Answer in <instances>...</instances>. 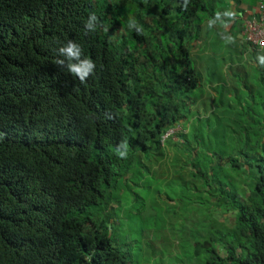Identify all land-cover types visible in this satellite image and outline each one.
Returning <instances> with one entry per match:
<instances>
[{"label": "trees", "instance_id": "trees-1", "mask_svg": "<svg viewBox=\"0 0 264 264\" xmlns=\"http://www.w3.org/2000/svg\"><path fill=\"white\" fill-rule=\"evenodd\" d=\"M214 15L207 0H0V264H127L114 210L163 179L216 210L194 224L196 258L264 264V50L233 44L242 69L204 94ZM68 40L95 64L84 83L55 64Z\"/></svg>", "mask_w": 264, "mask_h": 264}, {"label": "rangeland", "instance_id": "rangeland-1", "mask_svg": "<svg viewBox=\"0 0 264 264\" xmlns=\"http://www.w3.org/2000/svg\"><path fill=\"white\" fill-rule=\"evenodd\" d=\"M207 1L209 6L213 5L210 0ZM207 27L208 30H214V27ZM216 32L221 33L223 29ZM221 35L219 44L214 41L210 46H205L206 50L211 51L207 54L202 51L204 61L200 60L197 65L203 78L204 94L209 93V82L215 76L223 74L231 77L238 71V67L241 68V53L231 50L232 46L226 43L229 40L225 34ZM204 38L205 32L201 41ZM200 92L201 89H197L194 94L199 95ZM155 184L158 187L122 194L123 208L114 210L117 214L113 215L116 221L111 225L112 232L116 244L124 252L127 264H205V256L196 258L194 255L195 241L192 233L199 229L195 223L212 226L211 215L216 210L212 208L208 211L207 206L199 204L196 201L197 193L191 189H182L180 181L163 179ZM215 217L225 222L226 226L234 224L233 214L224 210H218ZM220 254H224V251Z\"/></svg>", "mask_w": 264, "mask_h": 264}, {"label": "clouds", "instance_id": "clouds-1", "mask_svg": "<svg viewBox=\"0 0 264 264\" xmlns=\"http://www.w3.org/2000/svg\"><path fill=\"white\" fill-rule=\"evenodd\" d=\"M220 13H217L219 16ZM225 15L232 16L231 12H226ZM98 17L93 13L89 16L88 20L85 22V30L86 32H95L97 30ZM128 28L135 30L139 35L142 33L143 28L134 19H129ZM240 41L243 45L250 47L247 43L243 41L242 35L240 37ZM254 48V47H253ZM256 49V48H255ZM206 54L208 51L205 52ZM200 56L201 53H199ZM58 56L64 57V59L58 58L55 61L56 66H58L62 71H66L68 74L72 75L74 78L79 79L81 83L87 81V79L94 73L95 64L92 60L87 58H82V48L79 44L75 43L72 40H68L65 44L58 48ZM204 61V57L202 59ZM199 60V64H200ZM257 61L260 66H264V55H258ZM204 67V65H202ZM175 133V130L170 131L167 136ZM166 136V137H167ZM123 149V150H122ZM128 141L127 139H123L120 144L117 145L116 154L119 159H127L128 155Z\"/></svg>", "mask_w": 264, "mask_h": 264}, {"label": "crops", "instance_id": "crops-1", "mask_svg": "<svg viewBox=\"0 0 264 264\" xmlns=\"http://www.w3.org/2000/svg\"><path fill=\"white\" fill-rule=\"evenodd\" d=\"M260 1L261 0H210V2H213V5L210 7L215 15L210 16L207 18L209 21H206L207 26L214 27V30L207 29V35L210 37H208V43L211 45L216 41L215 43L219 44L221 41L219 38L222 37L221 34H225L226 38L229 40L226 42L228 46L238 44L242 55L243 53L247 55L248 51L240 41L243 28L242 25L247 18L254 17L258 14ZM226 12H231L233 15L231 17L225 15ZM217 13H220V15L217 16ZM219 29H223V32H216ZM215 36L219 38H215ZM207 51L210 52L211 49ZM197 59H202V56H198Z\"/></svg>", "mask_w": 264, "mask_h": 264}, {"label": "built area", "instance_id": "built-area-1", "mask_svg": "<svg viewBox=\"0 0 264 264\" xmlns=\"http://www.w3.org/2000/svg\"><path fill=\"white\" fill-rule=\"evenodd\" d=\"M241 35L250 47L264 50V0L259 3L258 14L245 20Z\"/></svg>", "mask_w": 264, "mask_h": 264}]
</instances>
